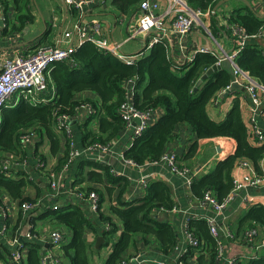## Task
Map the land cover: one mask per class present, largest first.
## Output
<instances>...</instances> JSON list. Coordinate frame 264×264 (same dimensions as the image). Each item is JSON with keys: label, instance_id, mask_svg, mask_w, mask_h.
I'll return each mask as SVG.
<instances>
[{"label": "trees", "instance_id": "1", "mask_svg": "<svg viewBox=\"0 0 264 264\" xmlns=\"http://www.w3.org/2000/svg\"><path fill=\"white\" fill-rule=\"evenodd\" d=\"M29 1L0 0L2 13L6 17L9 5L14 11L13 23L9 22L8 18L5 20L3 34L19 32L33 22ZM219 1L186 0L190 7L202 11L212 10ZM242 1L245 3L251 0ZM131 2L138 3L139 0H131ZM215 19V16L211 17L214 32ZM229 21L238 24L245 33L253 36L261 32L264 17H260L245 4L234 11ZM143 57L136 64L127 66L114 56L101 53L90 43L81 45L71 54L69 62L55 64L50 72V79L56 91L54 100L31 105L20 99L15 106L3 110L0 120V154L14 156L16 161L24 159L28 153L36 156V150L30 152L29 149L22 147L21 140L25 132L32 130L36 136L45 135L54 142L53 126L56 118L72 117L76 109L84 104L91 106L92 113L89 114L81 130L83 146L93 143L112 144L125 131L119 108L126 98L125 83L132 79L135 82L132 96L134 108L137 111L146 109L162 111L163 116L140 137L134 139L133 144L123 152L125 159L131 160L136 165L159 161L165 153L167 144L176 137L177 128L186 125L197 140L225 137L233 139L236 143L233 155L218 162L212 171L194 180L191 185L193 196L200 199L205 191L210 190L217 201L222 202L233 187L231 172L240 159L248 160L259 174V162L264 158V143L258 144L253 140L242 118L240 99L232 102L225 119L221 122L211 120L207 114V106L232 82L230 66L223 64L221 69L197 86L201 76L215 65L216 58L211 55L197 53L191 63L181 66L178 71L173 68L167 48L163 44L153 45L147 57ZM234 61L258 84L264 86V48L257 40H248ZM81 92L95 93L99 102L89 99L78 100L76 95ZM92 120L97 121L96 133H92L87 128ZM253 143L256 145L254 146ZM195 148L196 143H193L190 153ZM68 153L67 149L64 162ZM80 164L95 170L87 173L89 180L101 183L103 176L111 180L108 170L102 165L87 161ZM30 165L29 163L28 166ZM16 177V179L14 176L6 178L0 173V196L6 195L17 200L19 206L23 202L36 201L41 197L43 189L39 183L30 180L26 172L19 171ZM30 187L35 189L34 198L26 196V190ZM77 191L85 196L94 193L91 188H77ZM147 193L139 203H121L117 207L110 208L113 216L121 220L123 225V230L116 241L113 235L117 228L111 218L100 214L101 223L108 224L110 228L108 231H97L98 229L87 219L80 206H66L56 210L44 209L46 211L42 217L51 225L63 227L71 234L70 240L60 246L68 264H91L93 257L99 259L101 249L110 245L112 251L104 264H120L126 259L127 252L135 248L138 242L146 245L154 241L160 252L167 256L171 255L177 244L176 236L169 224L160 222L153 216L160 208H173L169 189L162 185L161 187L151 185ZM189 227L201 242L203 254L197 259L198 264H221L217 258V242L209 234L207 222L192 220ZM251 227L259 228L264 234V206L249 207L239 220L237 233L240 234ZM88 232L103 237L104 241L99 249H95L86 241ZM41 248L42 246L37 243H29L25 264H41ZM244 253L249 258L239 264H264V251L259 252L256 259L250 258L255 253L247 248ZM2 260L7 264L5 256L0 252V261Z\"/></svg>", "mask_w": 264, "mask_h": 264}, {"label": "crops", "instance_id": "2", "mask_svg": "<svg viewBox=\"0 0 264 264\" xmlns=\"http://www.w3.org/2000/svg\"><path fill=\"white\" fill-rule=\"evenodd\" d=\"M157 1L161 7H164L166 0ZM128 2V0H102L100 2H96L92 7L85 10L83 19L85 22L89 23L100 22L102 24L101 38L110 43L116 42L121 44L122 53L130 56V50L137 51L140 48V45L137 43L131 44L129 46L130 50L125 49V51H123V46L135 40L141 41L142 45L145 46V40L141 37H136L134 40L125 42L126 37L133 34V31H135V22L138 16L136 10L137 6L134 13L130 16L132 9L128 8ZM227 2H232L233 4H229ZM227 2L216 10L215 15H212L211 13L210 18L207 20V25L211 30V34L217 40L218 45L215 43L210 44L204 36L205 34L202 28L197 26L193 27L190 32L182 38L180 43H178L177 39L173 40L172 36L166 40L168 58L171 61L173 68L175 66L181 67L185 65L186 58L195 56V51L200 47L209 48L212 46L217 52L221 51L219 47L222 48V52H231L234 49V40L228 30L223 28V21L233 15L235 10L243 7L245 3L242 0H230ZM249 3L256 14L264 16V0H251ZM29 7L34 17L31 24L26 25L19 32H14L8 35L1 34L0 59L12 58L17 54H25L39 46H66L71 44V42H68L63 35L66 30H69L73 26L75 18L62 4L61 0H30ZM7 9V17L1 11L3 17L2 21L4 24L7 18L11 23H13L14 19L13 8L9 5ZM212 16L216 17L215 32L211 24ZM134 18L135 21L133 26L132 20ZM228 23H230V21ZM255 40H257L261 47L264 48L263 38H257ZM75 45H77L76 39L73 40L72 47ZM144 49L145 47L133 55L143 52ZM148 51L144 53V57H147ZM223 64L229 65L227 62ZM134 83L135 82L132 79L127 81L125 83V90H133ZM48 88L51 90V96L53 95V97H55L56 91L52 82H50ZM52 88L54 90H52ZM43 97L49 98L50 96ZM261 97L263 100V115L258 118V125L260 128H263L264 93L261 94ZM76 98L78 100L89 99L97 103L99 102L98 96L93 92L78 93ZM235 99H240V105L243 112L242 118L245 125L249 129V112L247 110L248 97L244 91L230 90L224 94L218 95L211 102V104L207 106V114L209 118L215 122L223 121ZM86 105L88 104L79 106L74 115L69 117L70 119L68 121V126L72 130L73 138L77 147L83 146L81 141V130L89 118ZM162 116L163 112L160 111V113L156 116V121H158ZM87 128L92 133H96L97 121H90ZM54 132V142L45 135H37L36 144L29 148L30 152L35 150L37 151L36 156H32V154L28 153L27 157L24 159L17 160L18 162L25 161L26 169H24V172L29 175L30 180L40 184L43 189L42 194L40 195L41 197L48 194L50 189L46 176L42 174L41 169L39 170L35 167L36 161L39 160L43 162L45 166L53 168L57 173H60V166H62L64 162L63 160L68 149L67 137L65 133L58 132L55 128ZM133 142L134 139L131 138L130 130L125 129L124 133L112 142L111 150L109 152L104 153L96 151L91 153L88 159L84 158L77 160L68 168L67 171H63L62 176L60 177L57 195L46 199L47 204L52 206L57 205L60 208L66 206L82 207L87 219H89L92 225L98 229L97 231L101 232L105 230V227L108 224L101 223L99 215L101 214L103 217L111 218L117 228L116 233L113 235V239L116 241L123 230V225L121 220L113 216L110 208L117 207L121 203H139L147 196V189L149 186L160 185L161 187L162 185L169 189L170 198L174 205L172 209L162 208L161 210L160 208L156 210L153 216L158 221L165 222L171 226L177 239L176 245L182 249L187 248V243L183 239L182 227L186 217H213L215 223L220 228V239L222 243L227 246L225 255H229L230 257L234 256L235 258L238 256H244V245L239 242L236 237L235 240L227 239L225 237L224 230L222 229L228 226L232 232L237 234V237L240 236L243 232L242 231L240 234L237 233L239 231L238 227L240 218L249 207L253 205L264 206V186L259 189L250 188L242 190L228 204L227 208L221 214L216 215L214 210L210 207L200 208L198 206L199 198L192 195L191 187H186L183 180L180 177L173 175L169 168L161 161L147 162L143 165H139L138 167L127 165L122 158L123 152L126 151L133 144ZM193 143H196V148L190 153V148ZM253 144L254 146L256 145V143ZM235 147L236 143L231 138L216 137L197 140L188 126L181 125L176 130V137L167 144L164 154H174L177 156V162L179 164L197 169L198 179L201 175L203 176L204 174L212 171L218 162L233 155ZM240 160L236 162L232 169V179L242 178L247 174H258L255 171L253 164H251L248 160L247 161L250 164L248 167L239 166L238 162ZM262 160H264V158ZM262 160L259 162V174L261 173ZM85 161L96 162L99 165H102L104 169L108 170L111 180L105 176L102 177L101 183H95L91 179L89 180L87 178V173L90 170L95 172V170L80 164ZM29 163L31 164L30 166H28ZM18 172L19 168H16V165H14L11 169L14 179L17 178L16 174ZM143 179L148 182L147 188H142L139 184V181ZM115 180L117 181L116 183ZM77 188H91V190H94L98 199V206L96 210H92L91 201L77 197ZM34 193L35 189L33 187L26 190V196L31 198H34ZM246 198H252V201L248 202ZM0 206L6 212V216L3 219L1 215L2 212H0V230L2 227L5 228L4 233L0 234V252H2L5 256L7 264H15L10 261V254L13 252V249L10 246V241L14 238L18 239L20 245L18 248L22 259L20 264L26 263L29 243H37L42 246V256H47L49 262L53 264H68V260L60 250V246L70 240L71 234L65 228L58 227L53 224L51 225L47 219H44L42 214L46 210L39 208L23 215L20 210L19 202L6 195L0 196ZM54 231H58L63 235L64 241L61 245L53 247L49 244L41 242L40 238ZM27 232L32 234V239H27L25 237ZM65 235H68L69 237L65 238ZM100 236L101 235L99 234L95 236L93 232H88L85 239L95 248L96 238ZM175 254L176 252L173 251L171 255H164L157 249V244L154 241L151 243L149 242L146 245L138 242L135 248L130 249L127 252L125 258L138 255V262H134L135 264H155L157 261H162L164 264H176L174 262ZM199 257H196L194 260L196 264H198L197 259ZM104 261L105 258L99 256V259L93 257L90 263L104 264ZM0 264H4V261H0Z\"/></svg>", "mask_w": 264, "mask_h": 264}, {"label": "built area", "instance_id": "3", "mask_svg": "<svg viewBox=\"0 0 264 264\" xmlns=\"http://www.w3.org/2000/svg\"><path fill=\"white\" fill-rule=\"evenodd\" d=\"M102 0H61L62 4L75 18L73 26L64 32L63 37L71 42L70 45L66 46H39L25 54H17L12 58L0 59V116L2 111L6 108L15 106L20 99L30 103L31 105H37L40 103H46L54 100L55 97L50 96L45 98L40 95V92L48 89L50 84V72L53 70L55 64L62 62H69L71 54L77 50L78 47L85 43H90L97 50L103 54H110L117 58L120 62L127 66L136 64V62L143 57L144 51L150 50L155 44H163L166 47V40L171 38L177 39L178 43L181 42L190 30L197 26L202 28L204 36L210 44L215 43L218 45L217 40L211 34V30L207 25V20L211 16V10H199L190 7L186 0H166L164 7H161L157 0H139L137 3V19L135 22V31L133 34L128 35L125 42L134 40L136 37H141L145 40V49L143 52L127 56L121 51V44L116 42L110 43L107 40L101 38L102 24L100 22H85L83 15L86 9L92 7L96 2ZM2 7H0V20L2 26L0 27V36L3 34L1 29L5 26L1 14ZM229 18L224 19L223 28L228 30L229 34L234 40V49L231 52H217L212 46L200 47L195 51V54H209L216 58L214 66L222 67L223 63L227 62L230 66L232 73V82L244 89V92L248 97L247 110L249 112V132L253 140L261 144L264 141V127L260 128L258 125V118L263 115V100L261 94L264 93V86L258 84L250 74L241 69L234 61L236 56L245 47L248 40H254L257 38L264 39V24L262 25L261 32L258 35H248L243 29L235 23H228ZM4 35V34H3ZM77 40V45L72 47L73 40ZM77 46V47H76ZM195 56L187 57L185 60L186 64L193 61ZM181 67L175 66V70H179ZM230 91V86L222 90L219 95ZM133 90L126 91V98L123 104L119 108L120 118L124 123L125 129L130 130L131 138L136 139L140 137L146 129H148L157 119V115L160 111L153 109H146L144 111H137L132 102ZM17 94L19 100L9 107V102L12 97ZM89 114L92 113L90 105H86ZM69 117L62 116L56 118L54 128L56 131L61 132L62 130L67 137L68 155L65 158V162L61 167L60 173H57L53 168L45 166V164L39 160L36 161L35 167L41 169L42 174L48 179L49 193L44 197L37 199L36 201L23 202L20 205V210L23 215L33 210L43 208L56 210L60 207L57 205H48L46 199L56 196L58 192V185L60 177L63 171H67L77 160H81L89 157L93 152H109L112 144L101 145L97 143L77 147L76 142L73 138L71 128L68 126ZM34 131H26L23 135L21 144L25 149H29L34 145L35 141ZM124 162L127 165L138 167L131 160H127L122 156ZM165 164L170 172L180 177L186 187H191L194 180L197 178L198 170L181 165L177 162V156L174 154H163L160 160ZM16 165L19 171H23L26 167L25 161H16L14 156L1 155L0 154V173L6 178L13 177L11 169ZM239 166L248 167L250 164L247 160H240ZM118 176V175H117ZM139 184L142 188H147V180H140ZM264 186V160H262V168L260 174H247L242 178L233 179V187L228 193L227 197L222 201L218 202L213 193L208 190L205 191L203 196L198 200V206L200 208L210 207L214 210L216 215L221 214L228 206V204L242 191L247 189H259ZM77 197L82 199H88L92 203V210H96L98 206V199L95 193H90L87 196L77 191ZM246 200L252 201V198H246ZM162 210V208H161ZM0 212H2V219L6 216V212L0 206ZM192 220L205 221L209 226V234L217 242V258L221 264H239L248 259V256L230 257L225 255L227 246L222 243L220 239L219 230L220 228L214 221L213 217L198 216V217H186L183 223V239L187 243V248L182 249L176 245L174 251L176 252L174 262L176 264H196L194 262L196 257L203 254L201 249V242L194 232L189 227ZM109 225L105 227V231L109 230ZM225 237L229 240H235V237L241 242L245 248L255 253L250 258H258V253L264 251V234L259 228L251 227L244 230L239 237L231 231L230 227L226 226L223 228ZM5 228L2 227L0 234L4 233ZM27 239H32V234L26 233ZM42 243L49 244L53 247H58L64 241L63 235L54 231L46 234L40 238ZM10 246L13 252L10 254V261L15 264L21 263V253L19 252V242L17 238L10 241ZM107 253L104 256L102 253L99 254L102 258L107 256L112 251V246L106 248ZM138 255L126 258L121 261L120 264H132V262H138ZM186 260H188L186 262ZM41 264H53L48 261L47 256H42ZM57 264V263H54ZM155 264H164L162 261H157Z\"/></svg>", "mask_w": 264, "mask_h": 264}, {"label": "rangeland", "instance_id": "4", "mask_svg": "<svg viewBox=\"0 0 264 264\" xmlns=\"http://www.w3.org/2000/svg\"><path fill=\"white\" fill-rule=\"evenodd\" d=\"M121 1V0H120ZM129 2H128V8H131L132 9V12L130 13V16L134 13V11H135V8H136V6H137V2H135V3H132L131 2V0H128ZM227 3H229V4H233L232 2H227ZM228 7H231V6H228ZM134 21H135V18L132 20V23H133V26H134ZM199 31H201V30H199ZM139 39V38H138ZM135 43H137V44H139L140 45V48L137 50V51H131L130 50V45L131 44H135ZM143 45H142V42L141 41H139V40H135V41H131V43H128V44H126V45H124L123 46V51H125V49H128V50H130V53H131V55H133L134 53H137V52H139V51H141L142 49H143ZM147 51H144V53H146ZM50 82H51V80H50ZM52 90H54L53 88H52ZM40 95L42 96H51V90L48 88V89H46V90H44V91H42V92H40ZM19 100V96L17 95V94H15L13 97H12V99H11V101L9 102V107H11L14 103H16L17 101ZM36 142H37V136L35 137V141H34V145L36 144ZM33 145V146H34ZM32 146V147H33ZM31 148V147H30ZM69 236L68 235H65V238H68ZM64 244V243H63ZM104 256L106 255V253H107V250H106V248H103V249H101V251H100ZM100 252H99V254H100ZM245 256H247L245 253H243Z\"/></svg>", "mask_w": 264, "mask_h": 264}, {"label": "water", "instance_id": "5", "mask_svg": "<svg viewBox=\"0 0 264 264\" xmlns=\"http://www.w3.org/2000/svg\"><path fill=\"white\" fill-rule=\"evenodd\" d=\"M227 1L230 0H220L211 10L212 15H215L216 10L221 7L224 3H226ZM245 4L250 7V9H252V6L250 5V3L248 1H245ZM260 17H264L263 15H260ZM0 26H1V21H0ZM221 69V67H217V66H212L211 68H209L202 76L201 78L198 80L197 82V86H199L200 84H202V82L204 80L207 79L208 76H210L211 74H213L214 72H216L217 70ZM196 89V88H195ZM230 90H241L244 91V89L240 86H238L237 84L233 83L230 84ZM103 237H97L96 238V242H95V249H99L101 247V245L103 244ZM132 264H135L134 262H132Z\"/></svg>", "mask_w": 264, "mask_h": 264}, {"label": "flooded vegetation", "instance_id": "6", "mask_svg": "<svg viewBox=\"0 0 264 264\" xmlns=\"http://www.w3.org/2000/svg\"><path fill=\"white\" fill-rule=\"evenodd\" d=\"M136 10H137V8H136Z\"/></svg>", "mask_w": 264, "mask_h": 264}]
</instances>
